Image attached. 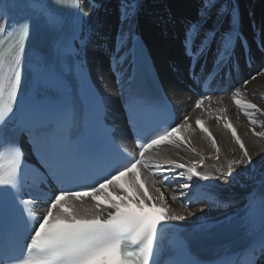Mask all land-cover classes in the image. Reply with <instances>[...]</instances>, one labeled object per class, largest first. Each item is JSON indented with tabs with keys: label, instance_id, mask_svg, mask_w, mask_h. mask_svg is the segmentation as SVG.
<instances>
[{
	"label": "snow or ice",
	"instance_id": "snow-or-ice-1",
	"mask_svg": "<svg viewBox=\"0 0 264 264\" xmlns=\"http://www.w3.org/2000/svg\"><path fill=\"white\" fill-rule=\"evenodd\" d=\"M97 12L96 0H0V264H201L200 250L227 234L243 240L241 252L260 264L264 179L242 212L214 225L198 216L186 230L174 222L187 216L171 208L165 196L172 189V201L181 198L194 206L201 189L213 182L231 184L242 171H254L252 155L224 115L227 108L215 118L231 131L242 155L228 161L226 170L214 165L213 175L198 171L203 159L153 155L163 146H183L199 156L190 140L195 124L211 140L218 161L221 148L205 120L193 121L191 115V110L203 112L213 96L218 102L229 96L253 135L264 138V131L256 130L264 127L256 119L264 116V107L248 99L264 101V93L250 87L264 70L235 78L236 49L248 50L238 5L199 0L194 18L168 17L167 23L179 25L182 50L192 65L211 57L233 78L227 89L209 86L205 92L207 77H199L195 101L178 105L161 94L150 71L138 33L144 0H121V28L105 50L122 85H130L123 121L86 68L89 49L105 43ZM257 46L264 49V38ZM125 65L134 67L129 72ZM143 79L150 90L136 86ZM181 107L190 111L180 112ZM169 233L173 239H166ZM217 260L225 264L224 258Z\"/></svg>",
	"mask_w": 264,
	"mask_h": 264
},
{
	"label": "bare ground",
	"instance_id": "bare-ground-1",
	"mask_svg": "<svg viewBox=\"0 0 264 264\" xmlns=\"http://www.w3.org/2000/svg\"><path fill=\"white\" fill-rule=\"evenodd\" d=\"M242 1L246 14H249L248 11H251L253 14L247 19V27L250 26V28L254 29L256 26L259 34H262V31H264V0H256L255 2L251 0L253 3L252 5L250 0ZM112 3L113 0H102L98 12L95 14V18H97L103 25V31L104 29H106V31L108 30L109 16L108 14H104L101 10ZM198 6L199 2L196 0H164L163 3L162 0H144V12L140 18L138 31L145 35L152 49L161 75L164 78L165 85L178 105H182L184 102L188 101V97H191V93L187 86V80L182 81L185 80L182 79V74H184L183 71H185V73L186 71L188 72L187 69L189 68V64L186 60L187 57L182 51L180 27L179 25L167 23V20L169 16L175 17L181 21L194 18ZM111 20L112 18L110 21ZM258 25L260 27H258ZM120 26V18L118 15L117 25L112 29H109V33L104 37L105 43L103 46L95 45L90 48L87 53L88 62L94 72L96 82L105 94L108 104L117 120H120V118L117 105L119 96L117 91L118 83L116 82L120 79V76L115 77L112 74L110 70L112 58L109 51H106L104 46L108 44V48L111 49L117 33L121 28ZM245 31L248 33L247 30ZM249 34L251 33L249 32ZM250 87L258 88L259 92L264 93V76H261L257 81L252 82ZM248 99H253V102L264 107V101L254 99L251 96H249ZM211 106L213 109L215 108L213 105H210L208 109H211ZM219 108H227V112L224 113V115L225 117H228L236 127L238 135L241 136L246 148L253 157V165L255 166V169L252 172L247 170L242 171L236 181L231 184L213 182L210 188L200 190L201 194L206 193L207 196L217 194L221 199L233 202L234 208H230L225 212L221 209H208L207 207L195 208L197 206L185 205L181 202V198L172 201L170 197L173 190L166 189L165 196L168 198L170 207L177 213L187 216L186 220L176 222L181 225L191 226V222L196 220V217L198 216L203 217V219L207 217L216 218L220 217L219 215L221 214L225 215L226 213L228 214L239 210L249 193L253 192L256 188L257 183L261 179V173H264V138H258L253 135L251 132L252 125L248 123L247 118L240 113L239 109L235 108L231 103H228L227 100H225L224 104ZM179 110L180 112L190 111L187 107H181ZM191 115L193 121L197 117H201L205 120L206 126L216 139L217 145L221 148L219 160L217 161L215 159L211 140L206 135L198 133L194 125L193 128L195 131L192 132L190 140L191 145L195 147L197 153L200 154L199 156L183 146L179 149L174 146H163L161 151L154 156L158 159L168 158L177 160L182 157L184 162L203 159L204 164L201 168H198V171H207L213 175L216 174L213 167L214 165L216 168L226 170L228 161L238 159L242 155L241 150L231 135V131L224 128L223 121H218L215 118L217 115H207L201 111L194 110H191ZM256 119L258 125L264 123V116L257 115ZM256 130L264 131V127L257 126ZM145 187L147 186L145 185ZM149 193H151L150 189ZM188 212L195 213V215H188Z\"/></svg>",
	"mask_w": 264,
	"mask_h": 264
},
{
	"label": "rangeland",
	"instance_id": "rangeland-1",
	"mask_svg": "<svg viewBox=\"0 0 264 264\" xmlns=\"http://www.w3.org/2000/svg\"><path fill=\"white\" fill-rule=\"evenodd\" d=\"M102 1V0H100ZM197 2H199V0H196ZM252 1H256V0H252ZM252 1L250 0V3L251 5L253 4ZM120 2L121 0H113V3L111 5H108L107 7L105 6L103 10V13L104 14H108L109 16V27H108V30L106 31V29H104L103 33H104V37H106V35L109 33V29H112L114 26L117 25V17L119 15V9H120ZM164 2V0H162V3ZM117 8V9H116ZM198 9V8H197ZM197 12V10H196ZM196 12L194 14V16L196 15ZM249 15L248 16H251V12L248 11ZM105 17V16H104ZM112 18V20L110 21V19ZM189 19H192V18H189ZM140 23V22H139ZM107 26V25H106ZM109 38V37H107ZM108 40V39H107ZM109 41V40H108ZM107 41V42H108ZM105 49H108L109 45L107 44L106 46H104ZM195 208H199V207H195ZM200 209H203V208H200Z\"/></svg>",
	"mask_w": 264,
	"mask_h": 264
}]
</instances>
